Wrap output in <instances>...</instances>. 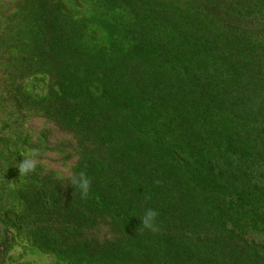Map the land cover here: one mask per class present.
<instances>
[{"label": "trees", "instance_id": "obj_1", "mask_svg": "<svg viewBox=\"0 0 264 264\" xmlns=\"http://www.w3.org/2000/svg\"><path fill=\"white\" fill-rule=\"evenodd\" d=\"M1 29L0 109L76 160L20 177L64 149L5 141L0 264H264V0H0Z\"/></svg>", "mask_w": 264, "mask_h": 264}, {"label": "rangeland", "instance_id": "obj_2", "mask_svg": "<svg viewBox=\"0 0 264 264\" xmlns=\"http://www.w3.org/2000/svg\"><path fill=\"white\" fill-rule=\"evenodd\" d=\"M0 30V99L5 104L4 91H5V56L3 51L5 50V42L1 36L3 33ZM0 102V104H1ZM1 107V106H0ZM5 113V110L0 109V149H4L5 141L19 139L20 134L23 132H29L32 136H36L39 131L44 127L51 130L48 140L52 146H62L64 151L62 154L55 153L54 151L45 152L38 160L39 164L43 165L47 171H55L61 176L68 178L71 175V169L75 162V157L70 152L69 137L60 131L58 128L51 124L44 122L40 118H29L27 119L22 127L15 124L16 114ZM66 147V148H65ZM55 148V147H54ZM67 151V152H65ZM3 160L0 159V169L3 167ZM102 237L103 233H99Z\"/></svg>", "mask_w": 264, "mask_h": 264}, {"label": "clouds", "instance_id": "obj_3", "mask_svg": "<svg viewBox=\"0 0 264 264\" xmlns=\"http://www.w3.org/2000/svg\"><path fill=\"white\" fill-rule=\"evenodd\" d=\"M36 156L37 154L35 152L26 154L23 157V161L18 163L17 168L19 169L20 177L27 176L28 174L36 171L39 164V160L36 159ZM70 183L71 185L75 184L78 187L82 198H85L89 195L91 189V180L85 172H80L77 177H74L70 181ZM158 215L159 213L156 209L147 208L140 220V226L142 225V227L146 230L156 231L158 228Z\"/></svg>", "mask_w": 264, "mask_h": 264}]
</instances>
